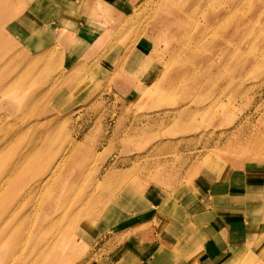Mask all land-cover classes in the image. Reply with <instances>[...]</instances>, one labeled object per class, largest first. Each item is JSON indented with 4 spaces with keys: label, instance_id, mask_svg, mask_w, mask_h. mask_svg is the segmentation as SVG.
<instances>
[{
    "label": "rangeland",
    "instance_id": "rangeland-1",
    "mask_svg": "<svg viewBox=\"0 0 264 264\" xmlns=\"http://www.w3.org/2000/svg\"><path fill=\"white\" fill-rule=\"evenodd\" d=\"M49 8L0 0V164L44 147L0 198V264H110L204 183L264 174V0H89L59 30ZM251 233L226 264H264Z\"/></svg>",
    "mask_w": 264,
    "mask_h": 264
},
{
    "label": "crops",
    "instance_id": "crops-1",
    "mask_svg": "<svg viewBox=\"0 0 264 264\" xmlns=\"http://www.w3.org/2000/svg\"><path fill=\"white\" fill-rule=\"evenodd\" d=\"M73 1L75 8L69 7L66 0H45V8L49 5L55 11L54 18L45 19V27L61 29L76 8L89 2ZM204 184L206 188L198 209L175 221L156 243L147 239L141 244L142 250L140 242L123 247V254L110 264H226L228 259L241 253L252 242L251 230L255 233L264 222V174L247 172L233 183L219 179ZM149 196L145 210L138 211L134 220L155 212V205L159 203L156 197Z\"/></svg>",
    "mask_w": 264,
    "mask_h": 264
},
{
    "label": "bare ground",
    "instance_id": "bare-ground-1",
    "mask_svg": "<svg viewBox=\"0 0 264 264\" xmlns=\"http://www.w3.org/2000/svg\"><path fill=\"white\" fill-rule=\"evenodd\" d=\"M183 1V0H182ZM187 1V0H186ZM72 3V2H71ZM196 3V2H195ZM167 13V12H166ZM209 16V15H208ZM217 19V18H216ZM209 20V19H208ZM175 22V21H174ZM198 42V41H197ZM46 50V49H45ZM37 53V52H36ZM32 56V55H30ZM29 55L26 57H30ZM15 56H11L8 58V62H10L11 60L14 59ZM68 71V70H67ZM22 82V81H21ZM10 84H12V82H9ZM8 85V84H7ZM41 118V117H40ZM6 146V145H5ZM43 151H44V147L42 146H39V147H36L33 151H32V154H26V155H23L19 161H17L16 163L12 164V163H7V164H4V165H1L0 164V168H3L5 169L4 171L7 172L6 174H2V176H0V198H4V193L6 191L10 192L12 191V189L15 187V183L11 184L12 182V174H15L17 173V170H23V171H26L28 168H31V171H36L38 170L39 167H37L39 165V163L41 162V160L43 159L44 156H42L43 154ZM1 153V152H0ZM62 164V163H61ZM57 165V164H56ZM52 166V165H51ZM52 173V172H51ZM50 174V173H49ZM49 177V176H48ZM47 180H49L48 178H46ZM45 183V176L39 178L37 180V182L33 185V186H37L39 183L43 182ZM43 183V184H44ZM42 184V185H43ZM9 187V188H8ZM32 187V186H31ZM8 188V189H7ZM28 233V232H27ZM10 236V235H7L6 238ZM13 240L15 241V244L16 246L19 245L20 243V239H18L17 237H12ZM21 244V243H20ZM250 245V244H249ZM14 256H11L7 259V262L10 261V260H13ZM5 260V258H4ZM3 260V261H4Z\"/></svg>",
    "mask_w": 264,
    "mask_h": 264
}]
</instances>
